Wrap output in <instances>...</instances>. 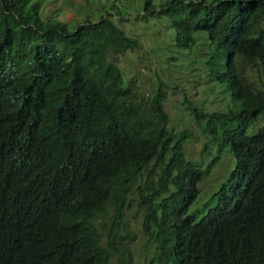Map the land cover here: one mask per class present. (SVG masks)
<instances>
[{"label":"trees","instance_id":"1","mask_svg":"<svg viewBox=\"0 0 264 264\" xmlns=\"http://www.w3.org/2000/svg\"><path fill=\"white\" fill-rule=\"evenodd\" d=\"M156 1L125 2L141 14L109 2L78 19L0 0V211L13 212L0 224V264H31L32 251L35 264H109L115 254L130 264L119 229L131 206L153 251L143 264H264V71L253 67L264 70V0ZM137 31L163 53L204 56L200 98L158 72L150 92L127 81L117 57L140 48ZM249 69L259 87L241 83ZM169 89L192 125L170 126ZM188 143L200 146L195 159ZM214 149L232 178L212 199L247 201L211 226L191 209Z\"/></svg>","mask_w":264,"mask_h":264},{"label":"rangeland","instance_id":"2","mask_svg":"<svg viewBox=\"0 0 264 264\" xmlns=\"http://www.w3.org/2000/svg\"><path fill=\"white\" fill-rule=\"evenodd\" d=\"M43 4L44 11L41 13L44 16L50 15L53 11L61 10L66 11V14H71L78 19H82L84 16H90L91 18L97 17L100 11H107L109 8V2H118L123 4L128 13H139L143 12L142 6L139 4L125 3L129 0H100L96 4L87 3L85 0H36ZM96 1V0H95ZM159 2L156 1V3ZM95 3V2H94ZM159 4V3H158ZM95 8V9H94ZM67 17V16H65ZM127 17V16H126ZM150 19V18H149ZM133 26L127 27L131 34H134ZM148 26H144L146 28ZM136 28H139L136 27ZM156 29V28H155ZM154 29V31H155ZM153 28H147L145 32L154 33ZM158 30H156L157 33ZM135 36L141 38V46L139 49H135L131 52H127L122 56H118V65L124 70L125 77L128 82L132 80L136 81V85L146 92H150L157 85V72L162 79L172 83V85L178 86L180 90H184L187 98L198 99L201 94L196 90L205 88L207 82L205 79H200L203 75L200 69L199 61L203 59L202 56L195 57L192 53L190 55L184 54L183 56L176 53L175 51L166 50L164 53L160 50L153 48V40H147L143 37V32L137 31ZM158 38H163L158 36ZM197 61H194L196 60ZM193 60V62H192ZM176 88V87H175ZM211 89V88H210ZM217 89V88H216ZM214 89H211L212 91ZM168 98L165 101V108L170 116V126L182 129L184 126L192 125L191 116L189 112L179 103L181 94L176 91L168 90ZM214 99L211 101L218 107L219 92L214 90ZM214 109V107H213ZM183 119V121H181ZM193 131L196 132V128L193 125ZM188 155L191 158H196L200 151V146L196 143H188ZM214 154L216 150H213ZM222 151H218L221 154ZM229 156L222 152L220 159L216 166H214L208 173L207 177L201 183V191L206 194L213 190L219 182H222L226 177V166L225 163ZM202 163H207V159L203 158ZM207 169V168H205ZM205 208L200 204V199L192 206L191 211H197L198 215H202L205 212ZM190 211V213H191ZM142 213L137 207L131 206L130 209L124 213V220L120 226L119 233L121 236L126 237L122 240V246L126 250L128 249L131 255L130 264H143L149 259L152 254V249L146 247L148 242L147 236L143 234L141 228ZM120 257L115 254L110 264H119Z\"/></svg>","mask_w":264,"mask_h":264},{"label":"clouds","instance_id":"3","mask_svg":"<svg viewBox=\"0 0 264 264\" xmlns=\"http://www.w3.org/2000/svg\"><path fill=\"white\" fill-rule=\"evenodd\" d=\"M253 67L255 69L260 70V71H264L263 68L259 66V64L257 66H253ZM245 68H246V65H245L244 69ZM256 73H257L256 71L252 72L251 69H249L247 71H244V73H242V75H241V78H242L241 83L243 85H246L247 82L250 83V80H252L253 81L252 84L255 87H259L258 84L255 82V81H257V78H258V77H256ZM252 77H256V79L253 80ZM250 91L254 92V90H250ZM250 91H248V92H250ZM216 97H219V102H222V97H220V96H216ZM217 152H218V150H216L215 154L213 152L214 157H216V156L218 157L219 156V159H220V156H221L222 152H221V154H219ZM230 164H232V163L229 162V158H228V160L225 163V166H226V177H225V179L222 182H219V184L213 190H210L207 194H206V192L203 193L201 191V183L207 177V175H208L210 170L207 172L205 178L199 183L200 193H199L197 199L195 200V203L200 199V204H202V206L206 209L205 212L202 215H200V220L201 219H203V220L208 219V220L212 221V225L211 226L219 225L220 223H222V224L229 223L230 218H231V216L233 214L242 213L245 210V208H246L245 204H246L247 199L244 198V194L245 193L244 194L234 193L233 195L230 194V195H232V197H224V198H222V196L220 194L219 198L212 199L213 195L218 190H221L222 186L228 180H231V178H232V173H231L232 172V166ZM0 181L2 182V179H0ZM241 184H243V185L245 184L244 180H242V179H240L238 182L237 181L233 182L234 188L239 186V185H241ZM5 195H6V193H5ZM9 214H13V212L0 211V224L3 223V221L5 220V218ZM193 214H196V216H197L198 212L197 211H193ZM237 222L238 221H234L231 224L230 228L233 229L234 226L237 224ZM28 254H29L30 257H26L24 259V262L28 258H31V264H35L33 262L32 256H34L36 254V252L32 251V252H28Z\"/></svg>","mask_w":264,"mask_h":264}]
</instances>
